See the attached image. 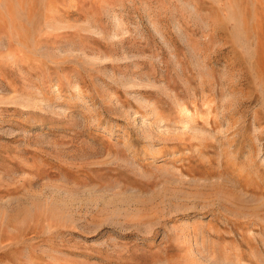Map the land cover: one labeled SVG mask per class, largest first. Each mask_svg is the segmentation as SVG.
Masks as SVG:
<instances>
[{"label": "rangeland", "instance_id": "obj_1", "mask_svg": "<svg viewBox=\"0 0 264 264\" xmlns=\"http://www.w3.org/2000/svg\"><path fill=\"white\" fill-rule=\"evenodd\" d=\"M0 264H264V0H0Z\"/></svg>", "mask_w": 264, "mask_h": 264}]
</instances>
